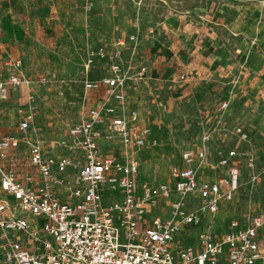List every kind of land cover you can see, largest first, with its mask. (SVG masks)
<instances>
[{
  "label": "built area",
  "instance_id": "2783aa9c",
  "mask_svg": "<svg viewBox=\"0 0 264 264\" xmlns=\"http://www.w3.org/2000/svg\"><path fill=\"white\" fill-rule=\"evenodd\" d=\"M92 7L87 3L85 11ZM140 46L132 33L87 53V72L102 67L97 78L86 75L84 90L102 97L49 150L34 135L31 112H18L17 133L0 135V264H264V216L249 212L222 227L218 222L247 179L260 178L252 153L219 150L214 165L222 173L202 179L213 162V136L205 132L171 166V181L142 180L141 154L160 144L129 107L148 80ZM4 65L10 74L0 82V102L10 88L31 82L20 62ZM228 105L220 104L218 113ZM232 133L250 142L243 127Z\"/></svg>",
  "mask_w": 264,
  "mask_h": 264
},
{
  "label": "rangeland",
  "instance_id": "374dc122",
  "mask_svg": "<svg viewBox=\"0 0 264 264\" xmlns=\"http://www.w3.org/2000/svg\"><path fill=\"white\" fill-rule=\"evenodd\" d=\"M182 22L217 29L224 67L216 83L194 87L178 101L173 112H167L165 101L182 81L184 68L179 51L182 41L176 36L174 40L168 32L177 30ZM132 32L139 34L140 43L147 40L148 49L154 40L150 37L156 35L154 43L161 48L157 60H150L154 62L151 70L157 82L143 90L142 98L133 94L129 103L130 108H135L140 101L142 114L149 116L145 120L154 126L160 144L141 154L142 180L152 184L171 181L170 168L180 162L182 151L198 147L202 134L207 132L213 136V164L206 166L202 179L222 173L215 168V154L230 149L252 153L256 173L260 174L256 184L248 183L246 178L235 201L222 207L218 215L220 227L234 218L243 219L249 212L264 216V106L250 110L231 102L241 83L264 63V8L259 0H96L91 11H85L82 23L72 25L60 39L47 44L29 39L13 47V61L21 63L20 73L31 82L18 88L16 103L6 106L4 102L8 122L16 120V110L31 112L34 135L46 147L52 140L64 137L88 110L84 78L87 74L95 78L101 72V65L87 72V53L102 42ZM4 77L6 81L7 75ZM225 102L229 103L228 108L220 115L217 109ZM171 104L167 103L166 108L170 109ZM236 126L249 132L250 142H241L233 135ZM22 153L26 155L27 151Z\"/></svg>",
  "mask_w": 264,
  "mask_h": 264
},
{
  "label": "crops",
  "instance_id": "0c3cea01",
  "mask_svg": "<svg viewBox=\"0 0 264 264\" xmlns=\"http://www.w3.org/2000/svg\"><path fill=\"white\" fill-rule=\"evenodd\" d=\"M95 2L96 0H0V82H4V76L7 75L8 78L10 74L4 64L7 60H13L14 46L25 43L29 39L42 44L60 39L72 25L82 23L85 5L87 3L94 5ZM259 2L261 3V0ZM172 34L174 40L176 36L182 41L179 51L180 56L183 57L184 68L180 76L182 81L174 87L171 97L165 101L167 112H173L178 101L188 96L194 87L198 85L208 87L216 83V77L223 72L224 67V51L217 29L197 23L182 22L177 30L173 29L168 32L170 37ZM125 37L127 36L120 38ZM155 37L156 35L150 38L155 40ZM154 40L149 49L146 45L147 40L140 43L141 61L148 67V80L140 85L135 94L138 98H142L146 87L157 82L151 70L154 62L150 60L155 59L161 53V48L154 43ZM174 45L175 41L172 47ZM17 93L18 88H10V99L5 101L6 106L16 103L14 99ZM87 95L88 106L91 107L101 99L102 91L89 92ZM169 102L172 103L171 108L167 109L166 104ZM231 102L250 110H254L260 104L264 106V63L257 73L241 83L231 98ZM3 107L4 102H0V135L17 133L20 115L16 110V120L14 118V122H8ZM134 109L138 110L144 118L149 117L142 114L140 101H137ZM148 123L150 124V121ZM151 127L154 129V126ZM245 131L247 132L246 129ZM262 235L264 238V229ZM262 246L264 247V241Z\"/></svg>",
  "mask_w": 264,
  "mask_h": 264
}]
</instances>
